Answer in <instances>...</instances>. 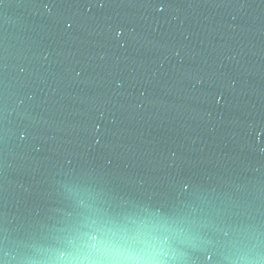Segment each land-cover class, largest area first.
<instances>
[{"label": "water", "instance_id": "1", "mask_svg": "<svg viewBox=\"0 0 264 264\" xmlns=\"http://www.w3.org/2000/svg\"><path fill=\"white\" fill-rule=\"evenodd\" d=\"M0 264H264V0H0Z\"/></svg>", "mask_w": 264, "mask_h": 264}]
</instances>
